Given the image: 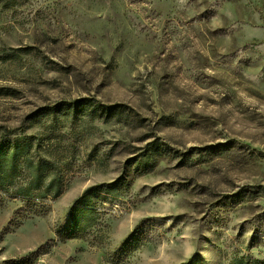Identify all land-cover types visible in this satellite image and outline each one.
<instances>
[{"label": "rangeland", "instance_id": "obj_1", "mask_svg": "<svg viewBox=\"0 0 264 264\" xmlns=\"http://www.w3.org/2000/svg\"><path fill=\"white\" fill-rule=\"evenodd\" d=\"M22 137L64 188L0 193V264H264V0H0Z\"/></svg>", "mask_w": 264, "mask_h": 264}, {"label": "trees", "instance_id": "obj_2", "mask_svg": "<svg viewBox=\"0 0 264 264\" xmlns=\"http://www.w3.org/2000/svg\"><path fill=\"white\" fill-rule=\"evenodd\" d=\"M31 139L22 137L9 144L0 143V193L12 195L21 202L36 204L48 198L54 199L63 191L62 178L54 162L36 157L31 151ZM77 200L70 209L72 223L77 224L78 219L83 224L87 219L80 217ZM82 212V211H80ZM235 264H259L257 261Z\"/></svg>", "mask_w": 264, "mask_h": 264}]
</instances>
